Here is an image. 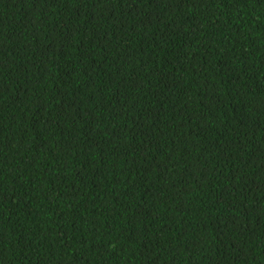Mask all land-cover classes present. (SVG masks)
Wrapping results in <instances>:
<instances>
[{"label":"trees","instance_id":"obj_1","mask_svg":"<svg viewBox=\"0 0 264 264\" xmlns=\"http://www.w3.org/2000/svg\"><path fill=\"white\" fill-rule=\"evenodd\" d=\"M0 264H264V0H0Z\"/></svg>","mask_w":264,"mask_h":264}]
</instances>
